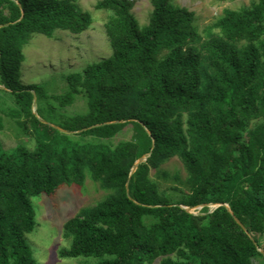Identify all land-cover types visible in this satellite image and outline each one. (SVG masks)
<instances>
[{"label": "trees", "instance_id": "trees-1", "mask_svg": "<svg viewBox=\"0 0 264 264\" xmlns=\"http://www.w3.org/2000/svg\"><path fill=\"white\" fill-rule=\"evenodd\" d=\"M152 4L142 25L134 0H97L96 9L111 11L112 56L71 74L68 90L53 94L22 83L23 48L34 34H84L95 24L92 13L77 0H0L1 111L33 143L6 150L0 114V264H39L26 239L36 226L32 198L83 187L88 177L107 195L66 222L72 245L60 259H264V0L226 9L203 31L176 0ZM7 95L13 104L4 108ZM35 97L42 118L74 134L43 123ZM79 98L85 111L66 112ZM115 121L122 123L107 125ZM127 131L130 140L115 144ZM175 159L186 178L163 170ZM207 203L228 204L249 234L225 207L195 213L180 206Z\"/></svg>", "mask_w": 264, "mask_h": 264}, {"label": "rangeland", "instance_id": "rangeland-1", "mask_svg": "<svg viewBox=\"0 0 264 264\" xmlns=\"http://www.w3.org/2000/svg\"><path fill=\"white\" fill-rule=\"evenodd\" d=\"M79 4L92 13L95 24L84 34H73L57 30L55 38H48L42 34H34L23 48L24 60L21 64V81L24 85H42L53 94H63L68 90V77L82 72L88 65L97 63L112 56L113 50L105 32V23L111 11L96 9L97 0H77ZM257 0H238L236 2L224 0H176L177 4L189 8L196 13V24L203 31L215 23L226 9L249 7ZM134 14L142 25H148L153 11L152 0H134ZM13 98L4 96L3 107L11 106ZM85 101L79 98L77 102L67 108L69 114L85 111ZM2 110L5 128L1 132V139L6 150L18 144L32 147L31 137L22 133L16 119ZM131 132L121 134L115 144L129 141ZM171 175L179 173L186 178L187 173L182 163L172 160L163 167ZM107 195V192L92 181L90 177L83 187L64 186L55 197L45 195L34 196L32 205L35 211L36 226L33 233L26 239L32 251L33 258L39 264H94V259H60L59 253L70 249L72 240L65 238L64 226L82 208L94 206ZM213 208H211V211ZM200 212L198 209L195 213ZM260 243L262 240H259ZM264 246V242H262ZM264 250V247L260 248ZM159 260L155 264H160ZM196 264H200L195 260ZM255 264H264V259L258 257Z\"/></svg>", "mask_w": 264, "mask_h": 264}, {"label": "water", "instance_id": "water-1", "mask_svg": "<svg viewBox=\"0 0 264 264\" xmlns=\"http://www.w3.org/2000/svg\"><path fill=\"white\" fill-rule=\"evenodd\" d=\"M2 28V27H0ZM1 89H4V87L0 86ZM36 97H35V107H34V113L38 116V118L43 121V123L49 125V126H52L54 128H56L57 130H59L60 132L62 133H66V134H74L73 132H69V131H66L62 128H60L58 125L54 124V123H51V121H48L44 118H42L39 114H38V111H37V103H36ZM122 123V121H115V123H109L107 125H111V124H120ZM100 126H96V127H92L90 129H93V128H98ZM90 129H87V130H90ZM87 130H84V131H80L78 132L77 134H81ZM146 133L149 135V133L146 131ZM148 156H144V157H141L140 159H138L135 164L133 165V167L131 168L130 170V173H129V176H131L135 170L138 168L139 165H141L142 163H144L146 160H147ZM125 188L127 190V184L125 185ZM180 206L190 212H195L197 209L198 211L201 210L202 208L206 207V208H213L212 211H214L215 209H217L218 207H225L228 209V211L230 212V214L233 216V218L235 219V221L243 228V230L245 232H247L245 226L242 224V222L234 215V213L232 212V210L230 209V206L228 204H224V203H207V204H198V205H193V206H189V205H184V204H180ZM248 233V232H247ZM249 234V233H248ZM252 241L254 242L255 245H257V242L254 240V238L252 236H250ZM259 252L264 254V250H260V248H258Z\"/></svg>", "mask_w": 264, "mask_h": 264}]
</instances>
